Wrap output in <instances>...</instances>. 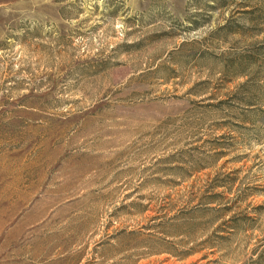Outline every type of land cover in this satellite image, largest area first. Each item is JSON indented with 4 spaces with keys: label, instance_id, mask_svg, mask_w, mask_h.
<instances>
[{
    "label": "rangeland",
    "instance_id": "1",
    "mask_svg": "<svg viewBox=\"0 0 264 264\" xmlns=\"http://www.w3.org/2000/svg\"><path fill=\"white\" fill-rule=\"evenodd\" d=\"M0 264H264V0H0Z\"/></svg>",
    "mask_w": 264,
    "mask_h": 264
}]
</instances>
